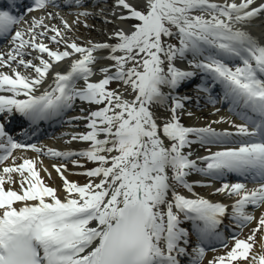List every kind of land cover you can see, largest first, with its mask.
<instances>
[{"label": "snow or ice", "instance_id": "1", "mask_svg": "<svg viewBox=\"0 0 264 264\" xmlns=\"http://www.w3.org/2000/svg\"><path fill=\"white\" fill-rule=\"evenodd\" d=\"M87 2L74 0L78 7ZM136 3L114 0V19L105 16L106 24L135 21L127 30H113L109 38L115 43L89 42L86 46L67 36L73 29L62 18V28L34 18L27 28L13 33L21 18L0 10V38L11 35L9 51L0 52V117L6 114L11 119L18 113L36 123L71 109L77 100L97 106L73 118L86 121L87 131L71 136V141L87 143L86 149L46 152L70 160L75 167L83 165L73 157L96 165L77 173L88 178L84 184L64 176L66 163L53 165L63 181V199L44 182L34 160L15 164V149L44 150L16 142L0 123V164L13 158V165L0 171V264H181L180 257L185 256L189 264H200L206 252L204 241L222 239L220 227L226 216L236 228H243L256 219L247 209L264 207V43L237 27L264 14V2ZM55 6L56 0H34L28 11L47 12ZM56 15L48 12L49 19ZM91 15L79 12L76 22ZM44 39L57 48L53 50ZM100 50L107 51L104 59L112 63L98 69L102 78L92 82L93 66L98 63L94 53ZM65 60H71L70 70L55 72L50 90L37 95L53 67ZM177 61H186L191 70L177 67ZM197 71L210 81L205 87L197 85L198 90L208 92L220 85L221 100L244 121L234 125V133L181 122L185 102L191 97L180 96L179 89ZM78 80L84 81L83 87H77ZM112 83L118 87L112 88ZM165 105L170 116L158 123L155 109ZM233 136L239 139L232 141ZM229 142L236 146L215 152L209 149L208 155L198 157L203 167L191 159V151H185L195 143ZM193 172L212 178L235 174L257 186L250 189L237 181L217 188L216 194L236 197L229 214L227 205L193 191L187 179ZM15 183L20 184L19 192L5 187ZM177 186L192 196L181 194ZM185 223L190 228L181 226ZM262 229L264 215L246 240L233 234L231 250L209 264L249 259L252 264H264V253L252 255L255 235ZM192 235L198 243L189 253Z\"/></svg>", "mask_w": 264, "mask_h": 264}, {"label": "bare ground", "instance_id": "2", "mask_svg": "<svg viewBox=\"0 0 264 264\" xmlns=\"http://www.w3.org/2000/svg\"><path fill=\"white\" fill-rule=\"evenodd\" d=\"M107 1H108V3H101V2L98 1L96 3V6H94V7H93V5H89L87 7L77 8V10H79L80 12L83 11V10H87L88 12L92 13V15L89 18H87L86 21H85L84 17H80L79 18V23L76 22V24H74V25L70 24L72 26L73 30L71 32L67 33V36L71 40H74L76 43H78L80 45H83V46L88 45L89 42H92V43H103V42L115 43L114 40H111L109 38L110 34L113 32V30L116 29L117 27H122L125 30H127L130 27L131 24L135 23V21L116 22V23H113V24H106V23H104V20H103V22H100V23L96 22V20H94V19L97 16H101L103 18H105V16H107L109 19H114L112 17V15H111L112 5H113L114 0L113 1L107 0ZM219 1L221 3H224V0H219ZM131 2L136 3V0H131ZM142 5H143L142 3H136V6L138 8H141ZM102 10H104V14H102ZM70 18L73 21H77V15L73 16V17H70ZM90 19H92V20H90ZM91 22L93 24H95V25L91 24ZM85 23H88L87 30H85V28H82V30H81V25L84 26ZM48 25H49V27L53 26L52 24H48ZM62 27H63V25L60 24V27H58V28H62ZM88 30L91 31L92 35H94L93 37L89 36L88 32H86ZM84 33H86V34H84ZM49 35H51V33H49ZM53 45L57 48V45H55V44H53ZM60 48H61V50H63V45H60ZM55 49L53 48V50H55ZM33 55H37V53H33ZM94 55H96L97 58H98V63H96L93 66V69L96 72V75H94V76L102 77V74L98 71V69H100L102 67L109 66L112 63V61L104 59V57L107 55V51L106 50H100V51L94 53ZM27 57H28L27 59H32V56H27ZM45 58H47L46 55H45ZM75 58L76 57H73V59H75ZM69 61H71V60H65V61L60 62L59 64L55 65L53 67V69L51 70L49 76L46 78L45 84H47L51 80V78L54 75V73L57 72L60 67L69 65ZM35 62H38V61H35ZM20 70L24 71V69H20ZM7 71H5V72H7ZM94 81L96 82L98 80L94 79ZM160 108L155 109L156 115H157V117H159V119L157 121L158 123H162L161 121L163 120ZM203 114L204 115H202V117H208L209 119L207 118V121H205V122L195 123L194 124L195 126H197V124L200 127H202V126L205 127V126H209L210 125L217 132H220L222 128L219 127V126L221 124H226L227 123L226 121L218 120L216 118L217 115L214 114L213 111H203ZM71 144L72 143H70V145ZM80 150H82V149L81 148H75V147L72 148V149H68V148L64 147V148L58 149L57 151H65L66 152V151H80ZM13 157L15 158V164L22 163L23 159H27L26 156L23 153H20V152H17ZM51 158H54V157H51ZM54 159H63V158H54ZM54 159L53 160H48V158L42 159V163L46 164V166H44V164L41 165V163L37 160V157H36V159L34 161L36 162L37 170L40 171V175L43 178L44 182L46 184L49 182L50 183L49 186H51V187L60 188L61 178H60V175L55 171V168L53 167V165H58L54 161ZM6 163H13V158H10ZM8 165L12 166L13 164H8ZM45 169L47 171H45ZM70 169H74L75 170V169H78V168L77 167H72V165H69L68 170H70ZM49 173L51 174V178H49ZM64 173H66L65 174L66 176H69V179L71 178L70 175H69V172L65 171ZM15 174L16 173H14V175H13L14 179L19 181V176H16ZM58 176H59V178H58ZM51 179H54V181L52 182ZM77 182L80 183V184L86 183V182H83V181L81 182V180H79V179L77 180ZM14 186L17 189L16 191L19 192L20 191V184L19 183H15ZM5 187L6 188H10L9 185H5ZM200 194H202V196H204V197H207L206 199H208L209 201H211L213 203L218 202L217 199L211 198L210 196L207 195V193H202L201 192ZM58 195L62 196L61 192L60 193L58 192ZM222 202H223V204L227 205L228 206V210H230L231 209V205L235 201L231 200V201H226V202L222 201ZM16 206L19 207L21 205L17 204ZM256 215L257 216L261 215V211L259 210L256 213ZM261 236L264 237V232H263L262 235L259 236V239L261 238ZM257 253H258V255L261 254V253H264V247L259 248L257 250Z\"/></svg>", "mask_w": 264, "mask_h": 264}, {"label": "rangeland", "instance_id": "3", "mask_svg": "<svg viewBox=\"0 0 264 264\" xmlns=\"http://www.w3.org/2000/svg\"><path fill=\"white\" fill-rule=\"evenodd\" d=\"M86 32H88L89 36H91V37L94 36V35L91 34V31H90V30H88V31H86ZM85 34H86V33H85ZM174 41H176V40H173V42H174ZM117 87H118V85L115 83V84H114V88H117ZM166 114H167V113H166ZM167 116H168V114H167ZM76 158H77V157H76ZM77 159H79L80 162H84V161H85V162H88V161H86V160L83 159V158H77ZM60 163H61V164H65V163L68 164V161H67V160H61ZM91 166H92V165H91ZM82 179H87V177L84 176ZM51 180H52V182L54 181V179H51ZM75 180H76V179H75ZM230 213H231V209L229 210V214H230ZM257 222H258V220L255 222L254 225H252V226H250V227L248 228V230H247V232H246V237H243V238H242L243 240H246V239L248 238V236L252 234V230L257 228ZM231 224H233V223L231 222ZM261 231H262V230L258 231V232L256 233V235H255V243H254V247H253V250H252V255H255L253 252H254L255 249L259 246V243H258V236H259V234L261 233ZM233 246H234V245H233ZM230 250H231V248H230L229 250H227V251H224V252L219 253V254H217V255H215V256H213V257H210V258L208 259V261L205 262L204 264H209L210 261H213L214 258H216V257H218V256L226 255V253H227L228 251H230ZM234 264H251V259H249V261H244V260L236 261V262H234Z\"/></svg>", "mask_w": 264, "mask_h": 264}]
</instances>
